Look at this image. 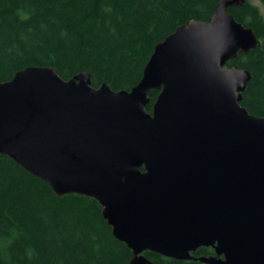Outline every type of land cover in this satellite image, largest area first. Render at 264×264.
<instances>
[{"label": "water", "instance_id": "95a60500", "mask_svg": "<svg viewBox=\"0 0 264 264\" xmlns=\"http://www.w3.org/2000/svg\"><path fill=\"white\" fill-rule=\"evenodd\" d=\"M220 0L159 42L130 90L83 71H17L0 82V158L57 195L95 198L129 264L151 251L205 264H264V117L241 104L253 74L229 66L260 40ZM158 91L152 111L149 94ZM201 247L214 254L192 255Z\"/></svg>", "mask_w": 264, "mask_h": 264}, {"label": "trees", "instance_id": "16d2710c", "mask_svg": "<svg viewBox=\"0 0 264 264\" xmlns=\"http://www.w3.org/2000/svg\"><path fill=\"white\" fill-rule=\"evenodd\" d=\"M219 1L0 0V82L49 66L64 79L88 71L95 87L130 90L155 46L191 20H210ZM229 11L260 40L227 64L251 71L241 104L264 117V14L251 0ZM157 95L149 94V111ZM145 254L156 264H205ZM210 254L211 247H201L192 255ZM132 257L95 198L57 195L12 158H0V264H129Z\"/></svg>", "mask_w": 264, "mask_h": 264}, {"label": "rangeland", "instance_id": "374dc122", "mask_svg": "<svg viewBox=\"0 0 264 264\" xmlns=\"http://www.w3.org/2000/svg\"><path fill=\"white\" fill-rule=\"evenodd\" d=\"M253 3H256L258 4L260 7H261V11L263 12L264 14V7L261 5V3L258 1V0H251Z\"/></svg>", "mask_w": 264, "mask_h": 264}]
</instances>
